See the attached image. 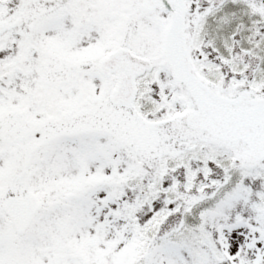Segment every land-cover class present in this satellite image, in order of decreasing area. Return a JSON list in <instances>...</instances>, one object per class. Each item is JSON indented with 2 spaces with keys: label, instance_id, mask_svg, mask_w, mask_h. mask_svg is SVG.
Masks as SVG:
<instances>
[{
  "label": "snow or ice",
  "instance_id": "snow-or-ice-1",
  "mask_svg": "<svg viewBox=\"0 0 264 264\" xmlns=\"http://www.w3.org/2000/svg\"><path fill=\"white\" fill-rule=\"evenodd\" d=\"M0 264H264V0H0Z\"/></svg>",
  "mask_w": 264,
  "mask_h": 264
}]
</instances>
